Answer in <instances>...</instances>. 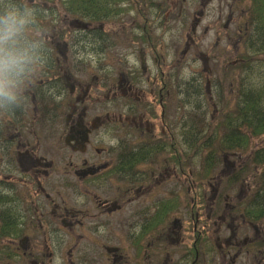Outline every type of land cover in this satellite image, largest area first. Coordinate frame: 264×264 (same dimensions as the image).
I'll list each match as a JSON object with an SVG mask.
<instances>
[{"label":"rangeland","instance_id":"1","mask_svg":"<svg viewBox=\"0 0 264 264\" xmlns=\"http://www.w3.org/2000/svg\"><path fill=\"white\" fill-rule=\"evenodd\" d=\"M53 1L55 2V0ZM237 1L238 0H117L116 2L115 0H106L110 8H114V10L118 9L120 13L115 17L106 16L102 20V25L97 23L91 26L92 31L96 30V28L97 30L95 36H93V38L90 37V44H101V42L96 39H98L101 32L100 27H102L107 34L106 36H102H105V40L108 41L105 53L95 54L89 51V46H92L89 43L85 44L86 49L76 46L73 50L69 43L66 56L63 53L65 48L63 43L56 41H58L61 35L64 38L63 40H67L68 38L72 40L74 34H72L71 24L78 19L72 18L70 13L66 11L64 5L61 7L57 4V9L49 8L45 11L46 15L44 17V22L48 25L47 27L49 29L47 33L48 39L55 41L53 45H56V48H58L57 51H59L58 53L52 52L50 61L54 60V62L51 63L53 68L47 66L43 73L37 77V83L30 86L26 102L21 109L12 115L0 114V208H2L0 209V214L8 211L9 213L7 212L6 215L7 220L13 217L19 218L20 216L27 217L29 215L31 227L35 231L30 237L34 239H31L30 246L28 245V248L25 249L24 245L20 244L23 235L7 236L4 238L0 233V264H28L29 260L40 263L42 260H45V234L39 233V227L41 228L42 225H40V214L44 212L54 217L52 213L60 212V209L56 207V204L61 203L58 197L59 193L67 194L69 191L73 192L70 186H62L64 182H61V180L65 178L69 180L65 182L71 183V178H73L78 184L81 183L83 186L82 189L78 187V189L73 192L75 195H72L70 200L65 198L71 209L67 212V222H76L72 220L76 216L81 224L74 227L79 228L84 225L86 227L80 229L77 234L64 236V244L58 246L59 249L56 250V252L53 251L57 260L61 258L66 260L70 248L72 249L73 258L75 260L81 259L82 256H86L91 249L93 237L97 238V245H119L117 239L111 232L99 236H94L89 232L91 227L88 226L89 218L86 214H89L91 218L93 215L99 214L102 209L90 202L87 180L76 177L73 174L75 166L77 167L82 159L88 157V153H75L65 148L62 134L59 133L55 125H53L56 124V118L44 119L41 116L39 112L41 102L39 99H43L44 96L59 94V88L61 87L62 89V87H64L62 86L64 77L72 75V77L70 76L71 80L67 81V89L69 91L72 85V88L76 85L74 93L70 96V94L67 95L65 91L66 95L59 94L57 98H53L55 101L54 104H58L56 100H61L63 103L62 107L65 110L61 113V115H63L62 119H57L59 124H56V126L59 129L62 120L64 121L65 116L71 112L70 110L73 107L76 106V114L82 113V109L86 107L88 109L86 110L88 114L87 117L91 115L92 117L98 116L100 121L106 123L107 121L110 122L109 125L106 124L105 127L99 130L97 137L94 138V134H92L89 150L93 147L98 149H109V145H115V141L112 140L108 142L106 138L101 136L102 133L109 126L113 132L111 134L112 137L115 135L120 136L121 131L117 130L121 124L120 120H122L123 123H129V129H134V120L131 118L128 119V117H131L133 114L128 111L125 106L128 100L127 98L124 99L123 96L125 95L118 97V103H111L110 99L113 98L112 94L116 91H108V88L103 87V92L100 93L96 82L101 83L102 81L100 79L91 80L90 77L84 78L88 70L85 68H91V70H93L91 72L100 77V74L97 73L98 65L109 63L105 61V54L113 58L111 67H118V60L120 58V61L127 62L132 68H136L137 64L140 63V54H143L147 67H151L155 72L158 68L159 72L160 70L165 72V67L174 66L176 70V83H182L183 81L187 82L185 88H188V96H184L182 99L184 102L178 100V97L176 98V101L178 100L176 102V113L174 112L176 128L182 124V122L180 123L182 118L186 119L188 125L192 122H198L202 117H205L207 122H210L209 124L218 123L222 121L225 116L217 106V104L222 102L219 101L220 97L217 83L223 78V67L228 65L235 66L236 62L239 61L240 54L246 56L243 44L238 38L233 37L235 35L233 32V21L236 19L237 13H239L241 9V7L235 5ZM51 12L57 20H53ZM110 15H113V13H110ZM79 20L84 22L87 21L86 19L80 18ZM73 26H75V24ZM146 34L150 37V41L141 43L139 37H145ZM99 44H97V47ZM103 48L102 46V49ZM74 66L76 67L74 68ZM67 67H69L71 74L70 72L63 73L66 71ZM119 69L121 68L119 67ZM123 69H125V67L122 64V70ZM153 70L151 71V76L149 74L146 75L150 80L155 76ZM56 72L59 76H57ZM261 72L262 71H260V73ZM127 74L130 78L133 76L130 75L129 71H127ZM232 75L233 80L230 84L226 79V87L223 88L224 98L228 101L233 100L238 104V92L241 90L242 85L240 79L243 75H240L239 72H234ZM47 79L49 81H47ZM75 80H78V82H74ZM205 80H207L208 83H206ZM193 83L198 86V99H189ZM213 84H215V87ZM86 87H89L88 91ZM132 88L134 89L133 86ZM144 88H147V86L144 85ZM84 92L86 94H83ZM34 94L38 99L36 98L33 102ZM78 97L81 99L79 102H76ZM198 100H207V107L200 106L201 109L205 110L206 114L204 111L201 112L198 108H194V104H199ZM212 101L213 104L211 103ZM186 112L190 113L188 117L186 116ZM183 114L184 117H182ZM125 118H127V121H125ZM158 129L159 127H156V130ZM138 130L141 131L142 128L139 126ZM221 133H224V130H222ZM18 142L22 144L19 143L20 145H18ZM23 144H29V147L23 146ZM130 144L131 143H129V146ZM262 145L263 138H250V142L247 146V153L243 152L236 154V156L226 154L224 163L226 166L222 164V157H220L221 162L216 168V171L220 170V178L212 179L210 182L204 180L203 183H207V187H199V179H196L190 195L186 193V188L188 186L187 183H184V178L175 175L178 176L175 182L178 183L179 180H181L182 185H185L182 196L186 200V203L189 206L194 204V212L198 210L201 214H208L209 217L211 216L208 220V238H210L212 242L219 238L220 243L216 244H221L222 249L225 246L224 242L228 238V233L222 228L223 224H229L231 226L242 224L241 221L237 224V219L231 215L230 207H232V203L235 201L234 199L237 198L240 193L246 191V185L249 186L248 183L253 185V189H256L257 181L254 180H257V176L261 171L257 169L249 170V173L244 177L245 181H247L245 183L246 185L238 188L236 190L237 192H230L229 195L232 197L231 199H222L224 194L218 193V184L220 183L221 177L224 179L225 176L232 172V167H236L237 165L239 169L248 168L244 166L247 159L256 150L260 149ZM26 151L35 159L34 167L32 166L33 168H22L19 164L18 153L24 156V152ZM206 156L207 158L209 157L208 150L203 151L198 158H194L193 164L197 166H195L193 171L201 167ZM110 159L111 156L108 158L103 155L101 156L102 163H108ZM144 169L148 170V167ZM137 174V169H135V175L130 172L129 177L139 179ZM216 176L217 174H214V177ZM56 178H59V180H56ZM155 178V180H159L158 176ZM36 179L37 183L35 182ZM32 180L34 181L32 186H26ZM145 182L146 184L141 186L144 188L152 187L153 182L150 183L149 180ZM136 183L132 180L127 187H135L134 185ZM139 186L128 189L132 193L127 197L137 198L139 201H142L143 218L144 220L148 219L149 222L147 224L151 226L150 208L155 198L149 197L148 194H145L143 197L141 195L137 196L135 191ZM113 187L114 186H112V188ZM249 188L251 189V186H249ZM177 191L181 193V191L175 189V192ZM11 194L15 195L16 199L19 198V201H17L18 203L9 201V199L11 200V198H9ZM83 194L85 197L82 196ZM115 194L114 191H112L109 195H105L108 197L106 201L112 203L115 200L113 197ZM203 194H206V201L202 198ZM36 195L37 197H35ZM26 196H28L27 202H25ZM47 196L56 197L55 201L52 202L53 205L44 202ZM78 203L79 206H77ZM206 203L207 207L205 208L204 205H206ZM177 216L181 218V216ZM186 216L187 219L191 218L193 221V215L191 217L188 213ZM119 217V214L114 213L112 217L105 215L102 219L110 220L118 224L116 222ZM114 218L116 219L114 220ZM173 221L174 219L172 216L170 217L171 224H173ZM192 221H190L191 228ZM165 225L162 227H165ZM238 227L239 229L235 233H239L240 231L244 232L243 229H248L254 233L251 226L242 229L240 226ZM234 228L236 227L234 226L232 231H234ZM10 232L11 231L8 230V233ZM245 236V232L241 233L239 240H243ZM131 237L133 236L128 237L125 235L123 239L124 242L120 244L119 247L121 246L124 251L133 257L136 255L135 246L132 245L131 247V244H129L128 251L126 249L128 243L132 242L129 239ZM211 241L208 242V253L212 254L213 258L209 263L221 264L223 261L222 264H230L232 262L231 258L234 256V251H230V257H226L225 259L219 258L217 261H213V249L216 248H214L215 245ZM187 244L188 241L185 246H188ZM165 245L167 246V244ZM52 248L53 247H51L50 250ZM122 248H120L121 252ZM176 251L177 254L171 255V264H179V262L185 258V255H181V249ZM23 252H25L26 255H24ZM250 252L253 254L252 248ZM142 255L145 259L163 260L166 251L160 250L157 252L156 249L152 250V248H148L143 250ZM96 264H109L106 255L104 257L102 254L100 259L96 256ZM233 264L256 263L251 255L243 252ZM261 264H263V262Z\"/></svg>","mask_w":264,"mask_h":264},{"label":"flooded vegetation","instance_id":"2","mask_svg":"<svg viewBox=\"0 0 264 264\" xmlns=\"http://www.w3.org/2000/svg\"><path fill=\"white\" fill-rule=\"evenodd\" d=\"M139 39L141 43L150 41V37L147 34L145 37L141 36ZM140 60L139 66L127 70L131 76L133 75L131 78L128 76L127 71L124 70L123 72L122 69L114 70L107 66L100 69L98 73L100 77L94 76L91 78V80L100 79L102 81L101 83L96 82L100 93L103 92V87L108 88V91H116L112 94L114 99L111 103H118V97L125 95L123 96L124 99H128L125 106L133 114L128 119L134 120V129H129L130 124L123 123L120 120L121 124L119 125L118 123L119 128L117 129L121 131L120 136L115 135L112 137L111 134L113 132L109 126L102 133L101 136L106 138L108 142L115 141V145H109V149L93 147L91 149L93 151L89 150L92 134H94V138L97 137L99 130L105 127L106 124L109 125L110 122L100 121L98 116L92 117L91 115L87 117L86 110L88 109L86 107L82 109V113L78 114L75 113L77 110L76 106L73 107L70 110L71 112L65 116L64 121L62 120L59 129L56 126V124H59L57 119H62L63 115H52L53 118H56V124L53 125L62 134L67 148L75 153H88V157L82 159L80 164L77 165L79 167L75 166L73 174L76 177L87 180L90 202L102 209L99 214L97 213L91 218L89 214L85 213L89 218L88 226L91 227L89 232L94 236L111 232L119 245L124 242L125 235L128 237L133 236L129 238L132 242L128 243L126 249L128 251L129 244H131V247L134 245L136 255L132 257L117 244L113 246L107 245L108 247L100 244L97 245V238L93 237L91 249L86 256L75 260L70 248L66 260L63 258L57 260L54 252L59 249L58 246L64 244V236L77 234L80 229L86 227L85 225L79 228L74 227L81 224L76 216L72 219L76 222H67V212L71 209L65 198L70 200L72 195H75L73 192L78 187L82 189L83 186L81 183L78 184L73 178H71V183L65 182L69 181L65 178L61 180V182H64L62 186H70L73 192L69 191L67 194L59 193L58 197L61 203L56 204V207L60 209V212L52 213L54 217L44 212L40 214V225H42L41 228L39 227V233L45 234V260H42L40 263L29 260L28 264H96V256L100 259L102 254L104 257L106 255L109 264H171V255L177 254L176 250L179 249H181V255H185V258L179 264H210L209 261H212L213 255L208 253V242L211 241L210 238L208 240V220L211 216L201 214L198 210L192 214L194 204L189 206L182 196L185 185H182L181 180L178 183L175 182L176 177H178L175 175L184 178V183H187L188 186L186 188L187 195L192 193L195 179H192L191 172L190 133H184L183 137L181 132H176L175 130L176 121L174 112L176 99L175 84L173 83L174 67H165V72L161 70L159 72L158 68L155 72L151 67L145 65L143 54H140ZM152 70L155 75L153 82L146 76ZM144 85L147 88H144ZM88 88L86 87L87 91ZM187 93L188 90H185V94ZM83 94L86 93L84 92ZM80 99L78 97L76 102H79ZM125 121H127V118H125ZM183 121L186 122V119L183 118ZM139 126L142 128L141 131L138 130ZM156 127H159V129L156 130ZM129 143H131L130 146ZM121 148H124V151ZM102 155L107 158L111 156L110 161L102 163ZM18 157L22 168H29L35 164V159L27 151L24 152V156L18 153ZM145 167H148V170H145ZM135 169H137V177L139 179L129 177L130 172L135 175ZM157 176L159 180H155ZM56 180H59V178H56ZM132 180L134 183L137 182L134 185L135 187L140 185L135 191L137 196L141 195L143 197L145 194H148L149 197L155 198L150 208L151 227L147 226L148 219L144 220L143 218L142 201H139L137 198L127 197L132 193L128 189L135 188L127 187ZM147 180L150 183L153 182L152 187L144 188L141 186L146 184L145 181ZM35 182L37 183V179ZM33 183L34 181L32 180L26 186L30 185L31 187ZM198 183L199 187H207V183L204 184L202 180H199ZM112 186L114 187L112 188ZM175 189L181 191V193L175 192ZM112 191H114V194L116 193L113 196L115 200L112 203H108L106 201L108 197L105 195H109ZM82 196L85 197L84 194ZM27 197L25 198V202H27ZM50 197L47 196L44 202L52 204L56 197ZM202 198L206 201V194H203ZM77 206H79V203ZM204 207H207V203ZM187 211L191 217L193 215V221L191 218L187 219ZM7 212L0 215L1 231L8 233L9 230L11 232L8 234L23 235L20 244L24 245V248L27 249L28 245L30 246L31 239H34L30 235L35 232L31 227L30 216L13 217L7 220ZM114 213L120 215L116 222L118 224L102 219L105 215L112 217ZM177 215L181 216L182 219ZM172 216L174 219L173 224L170 222V217ZM190 221L193 222L192 228L190 227ZM164 225L165 227H162ZM253 228V237L248 239V241L245 238L241 242L238 238L239 233L233 232L227 242L224 243V249L220 245H215L216 247L214 246V248L216 249H213V261H217L219 258L225 259L226 257H230V251H234L233 264L240 257L244 247L260 246L262 249V251L259 250L258 252L260 259L257 260L256 256L255 259L258 261L257 264L264 262V230L259 231L256 227ZM187 241L188 246H185ZM51 247L53 248L50 250ZM120 248H122V252ZM148 248H152V250L156 249L157 252L165 250V258L163 260L145 259L142 252ZM23 254L26 255L25 252Z\"/></svg>","mask_w":264,"mask_h":264},{"label":"trees","instance_id":"3","mask_svg":"<svg viewBox=\"0 0 264 264\" xmlns=\"http://www.w3.org/2000/svg\"><path fill=\"white\" fill-rule=\"evenodd\" d=\"M62 0L58 2L61 3ZM249 2L247 7L246 29L243 22L240 23L242 31L243 48L245 54L239 55V61L235 66L223 67V78L217 83L219 97L223 102V109L232 110L224 116V119L215 124H207L201 129L194 125L191 128V145L205 146L210 150L206 169H212L213 158L221 153H247L250 138H263V145L247 159L244 166L240 168L233 177L234 181H241L251 169L260 170L257 176L256 189L251 188L250 195L243 204L242 213L251 222L264 224V0H240ZM45 11L53 9L47 6L54 3L53 0H34ZM43 5H42V4ZM67 12L81 18H89L91 12L99 11V0H68L64 1ZM54 18V14L51 12ZM52 23V22H47ZM47 25V24H46ZM48 26V25H47ZM260 71H262L260 73ZM239 72L243 77L240 79L241 90L238 92V104L233 100L224 98L223 88L226 87V79L229 84L233 80V73ZM215 87V84H213ZM185 87V86H184ZM216 88V89H217ZM188 90V88H187ZM184 91V89H183ZM188 96V93L187 95ZM198 99V86L193 83L189 99ZM197 102V100H196ZM195 108L201 112L199 106ZM224 129V133H221ZM243 129V130H242ZM232 180V179H230ZM253 181V184H254ZM251 185V184H250ZM253 186V185H251Z\"/></svg>","mask_w":264,"mask_h":264},{"label":"clouds","instance_id":"4","mask_svg":"<svg viewBox=\"0 0 264 264\" xmlns=\"http://www.w3.org/2000/svg\"><path fill=\"white\" fill-rule=\"evenodd\" d=\"M46 13L34 0H0V114L21 109L48 66L52 48Z\"/></svg>","mask_w":264,"mask_h":264}]
</instances>
